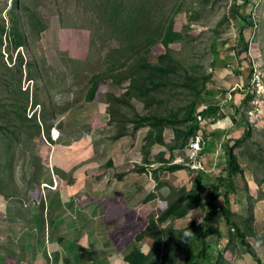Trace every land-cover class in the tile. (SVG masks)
Masks as SVG:
<instances>
[{
  "label": "rangeland",
  "instance_id": "1",
  "mask_svg": "<svg viewBox=\"0 0 264 264\" xmlns=\"http://www.w3.org/2000/svg\"><path fill=\"white\" fill-rule=\"evenodd\" d=\"M152 1L161 8L162 0ZM234 1L184 0L174 18V27L184 31L182 39L167 48L157 43L145 57L158 62L168 50L179 60L171 75L177 81L185 72L193 75L199 89L194 94L182 84L173 88L167 83L155 90L160 108L180 115L194 100L195 115L218 107L217 121L223 120L234 111L233 92L256 91L260 85L262 94L256 91L253 99L259 102L252 100L250 109L253 123L264 128V0H248L240 9L251 23L245 31L249 51L238 59L234 47L245 21L231 14ZM101 3L0 0V264H126L125 255L134 249L145 252V247L147 254L173 253L166 264H183L191 224H204L206 211L187 200L198 173L185 163V139L180 138L178 149L169 148L173 130L163 127V142L145 153L139 144L150 128L134 130L125 118L127 113L132 117L130 106L143 107L136 92L124 95L137 79L100 81L94 101L86 99L93 75L106 73V56L119 45L105 27ZM17 33L20 47L14 46ZM225 120L215 137L217 152L207 154L202 203L224 173V145L231 140V120ZM238 127L232 123L234 137ZM125 129L127 135L115 141L113 134ZM262 134L254 135H261L259 142ZM171 164L184 169H166ZM240 182L233 198L216 201L218 230L208 237L206 259L214 262L222 252L221 264H259L231 236L236 230L220 213L230 203V218L237 224L251 220L261 230L260 242L247 240L264 264V248L258 244L264 242V213L255 206L258 199L242 191L246 182ZM186 204L183 217H164L168 207Z\"/></svg>",
  "mask_w": 264,
  "mask_h": 264
},
{
  "label": "trees",
  "instance_id": "2",
  "mask_svg": "<svg viewBox=\"0 0 264 264\" xmlns=\"http://www.w3.org/2000/svg\"><path fill=\"white\" fill-rule=\"evenodd\" d=\"M247 1L248 0H244L241 1V3L237 2V0L234 1L231 14L234 17L240 15V9ZM162 2L163 4L161 8H159V5H156V2L152 0H103V3H101V5H103L102 10L104 14L102 20L106 24L105 27L109 30L108 34H110L111 40L113 41L112 38L115 37L119 45L112 47L106 56L108 62L106 73H96L93 75L91 79L92 85L86 95V99L88 102L94 101L100 81L111 79L117 84H122L123 81L129 78H132V80L137 79L133 86L127 87L128 92H125L124 95L126 94L129 96L131 93L136 92L135 94H137L139 99L143 102V107L137 111L133 105L130 106L129 110L133 111L132 117L127 113L125 118L128 119L129 123L133 124L134 130L145 126L150 128L146 131L145 142L139 144H144L142 148H145V153L148 152V147H150L151 144H161L163 142L162 129L166 126H169V128L171 127L173 130V143L169 148L176 146L175 149H178L181 147L183 142L179 143L180 138H184L188 146L192 137L198 134L203 136L205 144L200 154L204 159L205 169L195 170L198 175L194 183L197 184L193 190L188 192L187 200L190 205H200V208L205 210L206 214L204 217V224L201 227L198 226L196 221L191 224L192 228L189 238L182 247L181 253L186 255L183 264H221L220 259L224 257L222 252L218 254V258L214 262H212V258L210 260L206 259L211 247L208 237L211 236L216 229L218 230L215 221L218 213L216 201L222 197L230 198V194L232 197L233 193L241 188V179L247 184V188H245L246 191L244 190L243 192L248 194L249 198H257L258 200L255 206L261 211L264 210V192L261 191V187L264 185V141L259 142V140H261V135L254 136L261 132L264 133V129L256 126L251 117L253 115L249 114V110H251V101L254 99L256 92L247 89L244 92L237 91L242 93L240 95L236 94V92L232 93L233 96L235 95L234 99H236V101H234L235 103L231 104V107L234 109L232 120L237 126L241 127L242 132L236 137H231V140L228 139L226 141L224 145V159L226 162L224 167L225 174L221 173L218 175L216 182L212 184V190L209 192L206 202L202 203L200 193L203 190V171L207 169V163L204 157L205 152H210L212 147L217 145L215 139L212 137V133L203 130V128L207 122V117L214 115L217 118L216 109H218V107H208L207 110L204 109L198 114L203 116L202 120H198V115L194 114V100H191L190 103L187 104V108L180 112V115H177L172 108H165L164 110L158 106L162 100H157L155 90L161 86L164 88L167 83L173 88L182 84L193 90L194 94L199 91L196 87L197 84L194 82L195 77L193 75H188L185 72L181 79V76L178 74V81L171 75V72H174L176 66L179 64V60L169 53L168 50L160 54L158 62L146 60L145 55L151 50L152 46L157 43H162L167 48L171 42L182 39L184 35V31L174 27L175 15L181 11L185 3L184 0H162ZM224 17L230 18L226 14ZM241 17H243L245 24L239 29L238 40L234 47V56L237 59L249 51V42L246 39L245 31L251 21L250 17L248 18L244 17V15H240V18ZM22 44V37L17 33L14 39V46L20 47ZM243 60H247V58ZM155 103L156 106L153 105ZM110 109L116 110L115 105H112ZM257 115L258 114H256V116ZM112 117V121L114 119L116 120L114 114ZM183 123L184 126L182 125ZM50 124L52 126L53 123L51 122ZM48 125L49 124L45 121L44 131L47 132V136L50 137L49 129H51V127H46ZM37 127L39 131L42 130L40 124L37 125ZM127 132L126 129L117 131L113 134V139L116 141L119 137L127 135ZM262 136L264 137V134H262ZM229 142L231 143L229 144ZM186 162L187 157L185 159V163ZM166 169L176 171L184 169V166L182 164H171ZM141 171L143 170L141 169ZM156 172L157 170H155V173ZM249 180L252 183V187H256L254 193H250L249 187L251 185L249 186ZM2 191L0 179V193H3ZM188 206L189 204L168 207L164 217L167 214L174 215L176 218H181L185 215ZM251 209L250 206V211ZM234 212L237 213V211ZM220 213L223 215L226 224L231 225L236 230L235 234L231 233V236H236L240 242L246 246L247 252L251 254L259 264L263 263L261 262V256H259L258 251L254 249L255 246L247 240L248 237H252L257 242L259 241L257 236L260 235L261 230L258 226L251 220H245L237 224L229 217L230 203H227V206ZM144 235L145 233H141L139 238H143ZM258 244L261 245V248L264 247V242ZM175 245H177V243H175ZM172 255L173 253L169 256L168 253H157V255L152 253L147 254L139 249H134L129 254L125 255L124 260L126 264H166V261L169 263L173 261L174 258Z\"/></svg>",
  "mask_w": 264,
  "mask_h": 264
},
{
  "label": "built area",
  "instance_id": "3",
  "mask_svg": "<svg viewBox=\"0 0 264 264\" xmlns=\"http://www.w3.org/2000/svg\"><path fill=\"white\" fill-rule=\"evenodd\" d=\"M262 86L258 85L257 88V94H262ZM255 91V92H256ZM255 96H257L255 94ZM259 100H253L252 103L257 104ZM254 110H249V114H253ZM203 116L198 115V120H202ZM216 119V116L210 115L207 117V122H214ZM205 144L203 136L201 134L196 135L195 137H192L190 139V143L187 146V162L186 164L193 170H203L205 169V163L204 159L200 154V151L202 150L203 145Z\"/></svg>",
  "mask_w": 264,
  "mask_h": 264
},
{
  "label": "crops",
  "instance_id": "4",
  "mask_svg": "<svg viewBox=\"0 0 264 264\" xmlns=\"http://www.w3.org/2000/svg\"><path fill=\"white\" fill-rule=\"evenodd\" d=\"M261 113V112H260ZM232 114H233V112H231V115H227L226 116V118L228 117L230 120H231V128H230V131H231V133H230V136L231 137H234V135H233V128H232V123H233V125H235V123L233 122V120H232ZM225 118V119H226ZM225 119H223V120H218L217 121V118L215 119V121L214 122H217L216 124H212V123H214V122H206V124L204 125V128H203V130H205V131H208V132H211L212 133V137L215 139V137H217L218 135H220V128H219V126L220 125H222V123H223V121L225 120ZM225 122H226V120H225ZM237 129V128H236ZM264 129V128H263ZM237 132L238 133H241L242 132V130H241V127H238V129H237ZM239 135V134H238ZM229 137V136H228ZM230 138V137H229ZM217 146L215 145L214 147H212V149H211V152H205V161H206V163H208L207 161L209 160L208 158L210 157V156H207V154H215L216 152H217ZM251 185V186H250ZM249 188H250V193H254L255 192V188L256 187H252V183L250 182V180H249ZM245 190V189H244ZM244 190H242V191H244ZM246 191V190H245ZM261 191H263L264 192V185L261 187ZM245 193V192H244ZM263 213H264V210H263ZM264 248V247H263Z\"/></svg>",
  "mask_w": 264,
  "mask_h": 264
},
{
  "label": "clouds",
  "instance_id": "5",
  "mask_svg": "<svg viewBox=\"0 0 264 264\" xmlns=\"http://www.w3.org/2000/svg\"><path fill=\"white\" fill-rule=\"evenodd\" d=\"M144 251H145V252H147V251H148L147 247H145Z\"/></svg>",
  "mask_w": 264,
  "mask_h": 264
}]
</instances>
